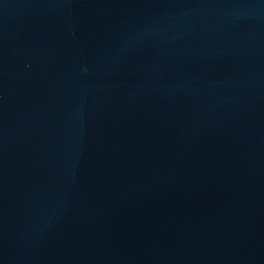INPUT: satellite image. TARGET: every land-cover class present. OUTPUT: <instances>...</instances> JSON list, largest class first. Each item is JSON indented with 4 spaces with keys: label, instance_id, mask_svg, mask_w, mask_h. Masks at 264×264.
Returning a JSON list of instances; mask_svg holds the SVG:
<instances>
[{
    "label": "water",
    "instance_id": "95a60500",
    "mask_svg": "<svg viewBox=\"0 0 264 264\" xmlns=\"http://www.w3.org/2000/svg\"><path fill=\"white\" fill-rule=\"evenodd\" d=\"M0 264H264V0H0Z\"/></svg>",
    "mask_w": 264,
    "mask_h": 264
}]
</instances>
